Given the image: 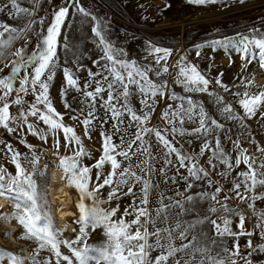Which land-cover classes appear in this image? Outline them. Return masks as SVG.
I'll list each match as a JSON object with an SVG mask.
<instances>
[{
    "label": "rangeland",
    "instance_id": "rangeland-1",
    "mask_svg": "<svg viewBox=\"0 0 264 264\" xmlns=\"http://www.w3.org/2000/svg\"><path fill=\"white\" fill-rule=\"evenodd\" d=\"M17 3L21 8L28 9L31 15L15 14V10L11 9L10 0H0V6L8 5L3 12H0V24L15 27L21 32L11 45L3 50V55L0 56V68H3L0 76L12 65L13 61L18 59L15 56L16 51L24 49L29 42L37 39L39 43L38 52L41 51L42 39L47 35V28L53 23L55 13L60 8H68V15L57 38L55 67L50 69L54 73L53 79L46 81L48 74L46 72L42 80L49 83V98L56 111L63 115V123L75 130L88 155L76 158L75 152L78 150V146L75 142L69 145L62 129L52 132L47 125L35 117H30L28 122L33 125V131L36 133L37 130H42L40 137H37V134L33 135L32 131L27 129V125L19 121L11 123L15 129L12 133L0 127V168H3L10 176H16L17 169L12 160L13 152H16L19 153L18 159L26 171L31 172L35 167L33 178L38 186L45 184V175L47 176V199L50 202L54 227L61 232L59 236L61 241L71 242L78 235L80 228V225L75 223L79 217L76 205L80 193L75 187L67 186L61 160L76 158L81 166L92 167L93 182L90 183L89 188H94L95 183L99 181L95 180V174L98 170L93 166L103 152V137L100 133L101 131L112 132L113 121L108 120L107 123L103 124V127L100 125V118H106L104 109L100 107L102 101L96 103L94 110L97 119L93 121L88 135H85V126L82 123L92 104L91 100L85 98L83 92L93 91L96 86L92 82L93 78L89 76V72H101L104 71L102 66H110V62L104 57V45L100 43V37L96 36L93 31L97 25H99L105 43L111 46L116 59L129 63L134 61L142 69L151 68L149 78L154 83L165 82L168 93L185 97V102L187 98H191L198 105H203L205 112L223 125V130L217 129L215 135L220 137L222 147L229 154L233 163L240 149H246L248 155L255 157L257 165L261 160H264V154L257 150L258 146L264 147V119L260 118V114L258 113L256 117L251 119H228L227 114L222 111V105L216 102V98L221 97L224 104H231L237 116L243 117V109L238 103L241 97L235 93H243L245 90L250 93H258L264 90V70L260 68L258 62H253L244 67L247 61L241 59L242 53L237 52L232 47L226 48L215 43L219 41L221 44H226L228 41H236L242 36H251L254 32L257 35L264 32V0H244L243 3L240 0H217V3L203 5L189 3V0H75V2L74 0H17ZM81 7L89 13L88 16L78 11V8ZM29 24L31 25L30 30L26 31L25 29H28ZM7 38L8 33H5L4 39ZM156 47L167 49L171 53L166 61L162 60L159 65L156 63V57L163 54L155 53ZM97 61L99 63H95ZM165 65L168 67L167 73L163 72ZM179 65L195 66L210 81L208 91L203 93L185 91L182 84L176 82L182 79L179 76ZM66 69L77 79V88L81 89L80 91L67 85L64 76ZM33 71L31 65H29L27 72L21 69L17 79L13 82V88L18 89L20 79ZM158 71L160 75H157ZM104 74L107 75V72ZM217 78L229 89L228 91L215 83ZM101 79L100 76L95 77L96 81ZM241 79H244L246 83L251 82L247 89L241 84ZM89 83L91 86L86 87ZM103 95L106 97L107 93ZM15 98V92L8 98L10 116H18L19 110L35 103V94L22 95L21 98L25 101L23 106L12 104L11 101ZM140 99L141 96L137 89L130 102L138 113L139 109L142 108L139 103ZM157 101L155 111L152 113L147 126L165 130L169 128V125L162 119V114L168 110V105L179 108L181 101L170 98H157ZM65 103L71 107L66 108ZM39 107L46 111L43 105H39ZM74 116L78 119H73ZM183 127L191 130L197 127V124L187 122ZM145 139L151 145L156 156L160 157L155 161V166L159 169L163 163V146L156 142L154 135H149ZM169 139H172L171 135H169ZM175 139L176 146L190 156H196L199 153L205 139L214 143L212 135L208 137L177 136ZM114 141L119 142L118 136H114ZM234 142L239 144V148L234 147ZM7 145L11 146L12 151L8 150ZM211 156V151H207L203 156H196V159L201 166L207 168V161ZM214 162L216 167L214 170H209V177L199 181L193 180L194 187L190 190H186V181L183 178L188 176L185 168H180L179 172L175 167L168 169V178L174 176L176 178L175 183L171 179L165 183L166 177L158 173L153 174L152 180L158 187L150 194L148 207L153 212L155 211L159 206L158 197L161 193L169 198L165 200V203H168L170 200H183L186 195L212 194L219 187L222 189L219 193L220 204L207 197H197L192 205L195 210L189 211L180 219L193 220L197 217H208V220H217L223 227V220L226 217L230 221L227 227L237 235L217 236L215 227L208 220L197 228V231H202L209 239L216 241V244L213 245V254L218 253L226 257L228 253H225L223 249L232 250L234 244L238 243L240 254L235 258L238 264H245L244 257L250 259L252 264H264V252L255 250L260 245H264V237L261 236V232L264 231L261 220V216L264 215V199L241 201L234 198L235 193L231 192L230 189L236 180L243 179L238 176V173L246 171V165L241 163L238 168L229 171L226 165L220 164L218 161ZM54 169L61 174L62 187L71 196L70 209L75 215L73 219H69L63 225L59 224L58 217L53 212V208L59 209V204L53 205L49 191L51 172ZM258 170L264 172V169ZM108 171H110V166L105 165V175ZM208 179L212 181L211 187L208 184ZM139 187L137 185L135 189L136 196H120L119 199L113 198L111 201H108L109 188H102L97 194L98 207L104 211L118 209L116 216L112 217L113 220H116L123 216L125 209L129 208L134 199L138 201ZM124 190L126 191V189ZM241 193H243V187ZM255 194L264 196V186H258ZM247 195L251 196L253 193ZM224 197L233 198L225 201ZM0 199L8 203L7 209L2 214H10L13 211L12 206L8 200ZM83 202L89 207L93 204V200L87 197ZM224 203L232 211H217L214 214L209 211L210 207L220 209L221 204ZM171 211L176 212L178 209ZM241 215L244 217L243 231L252 233L250 236L239 234L241 232L239 220ZM124 218L129 221L133 219L132 216ZM3 221L5 220L0 219V249L23 257L24 264H31L30 258L34 255V249H38V245L32 241L18 238L23 229L14 218L10 225H15L18 229L14 235L18 244L16 246L10 243L8 240L12 235L5 236V233L10 232L2 229L1 222ZM149 230H151L150 226ZM87 231L89 232L87 237L89 245H98L106 239L102 228H97L95 231L89 228ZM249 241L252 244L251 248L248 247ZM24 250L28 251L27 257H25ZM60 250L63 254L71 256L69 249L63 244H61ZM249 253L251 256L248 255ZM158 254L159 252L155 251L152 256L155 257ZM35 259L41 264L45 261H51L52 264H55L56 261L53 253L47 248L38 250ZM0 264H10V262L4 258ZM61 264H66V262L62 261Z\"/></svg>",
    "mask_w": 264,
    "mask_h": 264
},
{
    "label": "snow or ice",
    "instance_id": "snow-or-ice-1",
    "mask_svg": "<svg viewBox=\"0 0 264 264\" xmlns=\"http://www.w3.org/2000/svg\"><path fill=\"white\" fill-rule=\"evenodd\" d=\"M240 2L243 3L244 0H240ZM189 3L214 4L217 3V0H189ZM10 5L11 9L15 10V14L31 15L28 9L18 5L17 0H10ZM7 7V4L0 6V12H3ZM78 11L85 16L89 15L82 7L78 8ZM67 15L68 8L66 7L60 8L55 13L53 23L47 28V35L42 39L41 51L34 52L30 57L24 55L23 49L16 51L15 56L18 59L12 63L11 74L0 78V92H2L0 95V127L12 133L15 129L11 123L19 121L26 124L27 129L36 135L33 125L28 122L30 117H35L47 125L52 132L62 129L69 145L75 142L78 146V150L75 152V157L78 158L87 156L88 153L75 130L63 123V115L56 111L49 98V83L42 80L46 72L48 73L46 81L53 79L54 73L50 69L55 67L57 38ZM30 27L29 24L28 29L25 30H30ZM93 31L96 36L100 37V43L104 45V57L110 62V66H102L104 71L101 72H89V76L93 78L92 82L96 86L93 91L83 92L85 98L91 100L92 104L82 123L85 126V135H88L93 121L97 119L94 110L96 103L102 101L100 107L104 109L106 118H100V125L103 127V124L108 120L113 121V125L111 133L107 131L100 133L103 137V152L93 166L98 170L95 180L99 181L95 183L94 188H89L90 183L93 182L92 167L81 166L76 158L61 160L67 186L75 187L80 193L76 205L79 217L75 221L80 225L79 233L71 242L59 239L61 232L54 227L51 206L47 199V176L45 175V184L38 186L33 178L35 167L31 172L26 171L18 159L19 153L16 152H13L12 160L15 163L17 175L10 176L3 168H0V198L8 200L13 209L10 214H0V219L11 222L14 218L23 229L18 238L32 241L38 245V249H34V255L30 258L31 264H41L35 259V256L38 255V250L45 248L55 256V264H61L62 261L66 264H238L235 259L240 254L238 243L234 244L232 250L223 249L225 253H228L226 257L218 253L214 255L213 245L216 244V241L209 239L202 231H197L198 226L208 220V217H197L193 220L180 219L189 211L195 210L192 205L197 197H207L220 204L219 193L222 189L217 187L212 194L186 195L183 200H170L168 203H165V200L169 198L161 193L158 197L159 206L153 212L148 207L149 196L158 185L152 180V176L158 173L166 177L165 183L168 182V179L175 183L174 176L168 178V169L175 167L179 172L180 168H185L188 176L183 178L186 181V190H190L194 187L193 180L199 181L209 177V170H214L216 167L214 161L226 165L229 171L238 168L243 163L247 170L238 173V176L243 179L236 180L230 191L235 193L234 198L236 199L254 201L255 199H264V196L255 194L258 186H264V172L258 170L264 169V160H261L257 165L255 157L248 155L246 149H240L233 163L229 154L224 151L220 137L215 135L217 129L223 130V125L211 118L205 112L203 105H198L191 98H187L185 102V97L168 93L165 82L154 83L149 78L151 68L142 69L134 61L129 63L116 59L111 46L105 43L99 25ZM5 33H8L7 39H4ZM20 34L19 29L0 24V56L3 55V50L9 47ZM215 43L226 48L232 47L242 53L241 59L247 61L244 67L258 62L260 68L264 70V32L258 35L254 32L251 36H242L238 40L228 41L226 44H221L219 41ZM154 52L163 54L156 57L158 65L162 60L166 61L171 54L169 50L159 47H156ZM197 54L199 55V53ZM29 65L34 71L20 79L19 88L14 89L13 81L17 79L21 69L27 72ZM5 66L7 67V65ZM178 67L179 76L182 79L176 82L182 84L185 91L200 93L208 91L210 81L195 66L179 65ZM2 71L3 68H0V72ZM105 72L107 75L104 74ZM163 72H168L166 65L163 66ZM157 75H160L159 71ZM64 76L69 87L77 88L78 81L70 71L66 69ZM96 76H100L102 79L96 81ZM215 83L225 91L229 90L219 78ZM241 84L247 89L251 82L246 83L244 79H241ZM29 85L30 87H27ZM90 86L91 83L86 85V87ZM137 89L141 96L139 103L142 105L139 113L130 102ZM77 90L81 89L77 88ZM14 92L16 98L11 103L20 106L25 104L21 98L22 95L35 94V103L19 110L18 116L9 114L10 101L8 98ZM104 93H107L106 97L103 95ZM235 95L241 97L238 103L243 109V117L235 114L231 104H224L221 97L216 98V102L222 105V111L227 114L228 119H251L258 113L260 118L264 119V90L258 93H250L245 90L243 93H235ZM157 98L181 101L179 108L168 105V110L162 114V119L169 125V128L165 130L147 126L155 111ZM39 105H43L46 111L41 110ZM65 107L70 108L71 105L65 103ZM72 118L78 119L76 116ZM187 122L195 123L197 127L191 130L186 129L183 126ZM149 135H154L156 142L164 149L162 152L163 163L159 169L156 168L155 161L160 157L156 156L151 145L145 139ZM169 135L172 139H169ZM191 135L213 136L214 143L205 139L199 153L196 154V156H203L205 152L211 151L212 156L207 161V168L199 164L196 156H190L176 146L175 138L177 136ZM114 136H118V143L114 141ZM6 147L12 151L10 145ZM234 147L239 148V144L234 142ZM257 150L264 154V147L258 146ZM105 165L110 166V171L106 175L104 173ZM221 174L226 175L225 173ZM208 184L211 187L210 179H208ZM137 185L140 186L138 201L134 199L120 218L112 219L116 216L118 209L104 211L98 207L97 194L100 189L109 188L108 201H111L113 198L119 199L120 196H136ZM242 187L243 193H241ZM248 193H253V195L249 196ZM86 197L93 200L92 206L85 205L83 201ZM231 198L233 197H224V200L227 201ZM172 209H178V211L172 212ZM209 211L214 214L217 211L230 212L232 209L224 203L221 204L220 209L210 207ZM127 216H132L133 219L126 220L124 217ZM239 220L241 228L239 234L252 235V233L243 231L244 217L242 215ZM261 220L262 226H264V215L261 216ZM208 222L215 227L217 236L237 235L227 227L230 221L226 217L223 220V227L217 220H208ZM149 226L151 230H149ZM89 228L92 231L102 228L106 239L98 245H89L87 243L89 236L87 229ZM9 235L11 233H5V236ZM261 236L264 237V231L261 232ZM61 244L69 249L71 256L61 252ZM248 247H252L251 241L248 242ZM255 250L264 252V245H260ZM155 251H158L159 254L153 257L152 253ZM248 255L251 256V253ZM4 258H7L10 264H24L23 257L0 249V261H3ZM244 259L245 264H252V261L247 257ZM43 264H52V262L45 261Z\"/></svg>",
    "mask_w": 264,
    "mask_h": 264
},
{
    "label": "bare ground",
    "instance_id": "bare-ground-1",
    "mask_svg": "<svg viewBox=\"0 0 264 264\" xmlns=\"http://www.w3.org/2000/svg\"><path fill=\"white\" fill-rule=\"evenodd\" d=\"M42 136V130H37V137ZM60 173L54 169L51 172V181L49 185L50 196L52 199L53 205H58V210L53 208L54 214L58 217L59 224H65L69 219L74 218V213L70 209L71 207V196L69 193L62 187V181L60 178ZM8 207V203L5 200L0 199V214L4 212ZM2 229H5L11 233V238H9V242L16 245L18 244L17 240H15L14 235L17 232V227L15 225H10V221L5 220L1 222ZM21 245V243H20ZM17 246V245H16ZM25 257L28 256V251L24 250Z\"/></svg>",
    "mask_w": 264,
    "mask_h": 264
},
{
    "label": "trees",
    "instance_id": "trees-1",
    "mask_svg": "<svg viewBox=\"0 0 264 264\" xmlns=\"http://www.w3.org/2000/svg\"><path fill=\"white\" fill-rule=\"evenodd\" d=\"M228 26L230 27L231 25H228ZM38 48H39L38 40L37 39L33 40V41L29 42L27 44V46L23 49L24 50V55L26 57H30L34 52H36V53L38 52ZM11 66L5 71V73H3L0 76V78H3L5 75H10L11 74V72H10ZM0 95H2V92H0Z\"/></svg>",
    "mask_w": 264,
    "mask_h": 264
},
{
    "label": "built area",
    "instance_id": "built-area-1",
    "mask_svg": "<svg viewBox=\"0 0 264 264\" xmlns=\"http://www.w3.org/2000/svg\"><path fill=\"white\" fill-rule=\"evenodd\" d=\"M248 220V219H247ZM247 223H248V221H247Z\"/></svg>",
    "mask_w": 264,
    "mask_h": 264
}]
</instances>
